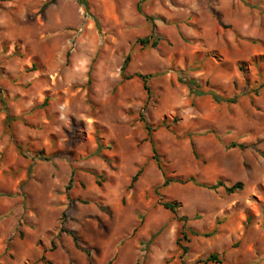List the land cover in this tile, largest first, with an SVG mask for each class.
<instances>
[{
    "label": "rangeland",
    "instance_id": "1",
    "mask_svg": "<svg viewBox=\"0 0 264 264\" xmlns=\"http://www.w3.org/2000/svg\"><path fill=\"white\" fill-rule=\"evenodd\" d=\"M46 1L0 0V264H264V0Z\"/></svg>",
    "mask_w": 264,
    "mask_h": 264
},
{
    "label": "trees",
    "instance_id": "2",
    "mask_svg": "<svg viewBox=\"0 0 264 264\" xmlns=\"http://www.w3.org/2000/svg\"><path fill=\"white\" fill-rule=\"evenodd\" d=\"M55 0H48L46 2H44L41 6V8L46 7L48 4L53 3ZM78 2H80L81 4L84 5L85 9H87V3L86 0H78ZM137 10L141 13L142 10L140 8V5L137 4L136 6ZM143 45H147L149 44L150 46L154 47L156 45V40H153L149 37L146 38H141L139 40ZM129 60V56H127L123 62L122 65V71L125 70L127 63ZM138 77H140L142 79L143 82V88L144 90L148 93L149 88L146 84L147 78L149 77V75L147 74H137ZM124 77V74H123ZM188 85L190 87V89H193L195 86L198 87V84L196 83V81L194 79H191L188 81ZM195 89V88H194ZM196 91L197 94L202 95V94H206L207 92L201 91V90H194ZM208 94H210L212 96V98L216 101V102H220V101H225L228 103H232L234 101H236V97H222L219 94H217L214 91H208ZM0 105L2 107V109L5 111V118L4 121L6 123V125H11L12 121L15 120V118L11 115V113L9 112V107H8V97L6 96L5 92L3 91V89L0 87ZM141 120L144 121L143 118H141ZM145 129L147 131V137H149V141L151 144V153H152V159L156 165V167L158 168V170L161 172L162 176L164 177L163 186L168 185L172 179L166 176V168L163 162L162 157L159 155L158 151L156 150L155 147V142L153 141V139L150 136V131L152 130V128L146 124L145 122ZM232 145H237L235 143H232ZM239 145V144H238ZM241 146V145H240ZM101 149V146L98 145L97 148L95 149V153L99 154V150ZM141 169H138L135 174L131 177V183L137 178V176L139 175ZM189 181H192L195 184H199L201 186H205L208 188H217L218 186H223L226 192H233L236 189L241 187V182H235L233 184H231L230 186L226 185L222 180L218 179L214 184L212 185H204V184H200L197 183L195 178L193 177H189L188 178ZM130 183V184H131ZM161 204L163 205V207L165 209H167L173 217H175L177 219V221L179 222L180 226L178 228L177 231V238H176V245L183 251V253H186L187 251V246H185V243L190 241V237L191 235H202L204 237H208V236H212L213 234L216 233V228L210 232H200L198 230H195L193 228H191L188 223H187V217L186 216H179L178 212H177V208H178V203L171 201V200H167L164 199L161 201ZM67 232L72 236L74 244L79 247L78 244V238L75 235V233L73 231L67 230ZM86 252V251H85ZM198 263H212V264H227L222 256H220L217 252H211L209 254H207L204 257L198 258L197 260H195L193 263L191 264H198Z\"/></svg>",
    "mask_w": 264,
    "mask_h": 264
}]
</instances>
